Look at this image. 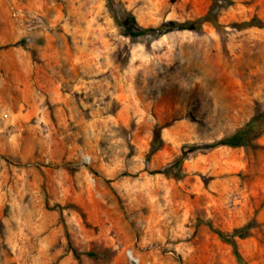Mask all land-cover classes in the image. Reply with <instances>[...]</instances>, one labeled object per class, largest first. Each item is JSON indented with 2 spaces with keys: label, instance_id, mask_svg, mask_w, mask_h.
Returning <instances> with one entry per match:
<instances>
[{
  "label": "rangeland",
  "instance_id": "1",
  "mask_svg": "<svg viewBox=\"0 0 264 264\" xmlns=\"http://www.w3.org/2000/svg\"><path fill=\"white\" fill-rule=\"evenodd\" d=\"M124 7L220 25L147 44ZM254 16L264 0H0V264H264V128L215 144L264 114V28L231 26ZM209 223L247 226L242 261Z\"/></svg>",
  "mask_w": 264,
  "mask_h": 264
},
{
  "label": "trees",
  "instance_id": "2",
  "mask_svg": "<svg viewBox=\"0 0 264 264\" xmlns=\"http://www.w3.org/2000/svg\"><path fill=\"white\" fill-rule=\"evenodd\" d=\"M227 1H232V0H212V5L223 6ZM123 10H125L126 13L123 16H119L117 11L113 9L112 17H114L116 25L118 27H121L123 30L127 31L131 36L138 37L144 40L147 44H150L153 40L162 37L168 32H182V31L201 32L203 30V26L206 23H212L215 24L216 26L220 25L217 12H213L211 8L205 13L195 16L193 18L163 20L156 25L153 24L142 25L137 20L136 16L133 14L132 11L128 10L126 7H124ZM231 26L237 29H247L253 27L264 28V19L254 16L249 20L234 22L231 24ZM130 56L131 53L127 52L124 57L125 63L129 62ZM257 116L254 117L253 120L247 123L246 125L239 127L236 130L224 135L215 144L228 145L232 147L243 145L248 140V138L252 133L254 132L257 133L258 128L260 129L264 128V114L259 115L261 117H257ZM170 124H171L170 121L163 123L157 121L153 125L149 150L146 156L147 159H149L152 155H154L157 151H159L164 147L165 139L163 137L162 131L166 126ZM186 154H187V150H184L182 152V157L176 163L177 165H180L182 160L186 157ZM170 169L171 167L168 166L161 172H165V170H170ZM153 172H159V170ZM210 227L216 234H218V236L223 241L229 243L232 246L236 258L242 261L243 260L242 255L238 249V244L235 237L243 236L244 232L247 229V226L236 228L232 233H225L221 229L213 227V225L211 224ZM67 238L71 250L77 257V259H79L80 261L82 260L83 256H90L93 258H97L100 255L96 250L93 249L85 250V251L77 250L74 247L72 241L70 240L68 234H67Z\"/></svg>",
  "mask_w": 264,
  "mask_h": 264
}]
</instances>
